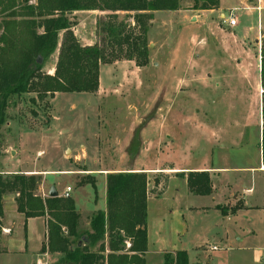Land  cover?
<instances>
[{
    "label": "rangeland",
    "instance_id": "rangeland-1",
    "mask_svg": "<svg viewBox=\"0 0 264 264\" xmlns=\"http://www.w3.org/2000/svg\"><path fill=\"white\" fill-rule=\"evenodd\" d=\"M225 1L226 17L231 9L240 8L234 11L237 28L233 30L218 14L207 16L193 10L194 0H183L176 12H156L147 35L148 65L139 68L127 60L102 64L95 94L11 97L6 123L13 124L0 129V147L8 151L6 164L2 166L0 161V176L41 174L40 185L44 184L46 196L52 184L62 189L71 187L70 198L87 206L81 211V230L86 231L93 214L91 204L103 208V177L129 170L145 172L148 198L152 200L148 207L147 264H162L163 253L175 255L178 250L188 252L189 264H197L195 248L199 245L205 250L215 245L220 252L225 251L212 235L222 230L221 217L206 218L203 225L211 229L206 237L205 231L198 234L193 230L194 217L183 209L174 214L176 200L172 195L164 198L173 182L184 192L182 179L188 178L190 163L204 159L231 167H255L259 163L264 124V11L259 27L257 11L243 10L242 0ZM106 16L108 13L101 12L69 15L81 45L98 42L96 23ZM132 17L119 13L117 25L124 24L129 31L128 26L134 27ZM58 56L59 47L45 62V74H54ZM197 139L203 143L199 147L203 150L196 148ZM208 141L211 143L206 144ZM237 196L238 200L241 196ZM188 199L195 204L200 198ZM231 199L219 208L235 212L240 203L231 204ZM206 203L209 200L202 205ZM13 207L8 203L5 208L8 219L17 224L14 252L0 255V264L47 260L37 252L44 236L43 222L31 220L27 230ZM256 215V242H262L259 255L264 256V212ZM184 220L188 228L183 226ZM26 245L29 251L20 253ZM219 255L213 253V258Z\"/></svg>",
    "mask_w": 264,
    "mask_h": 264
},
{
    "label": "trees",
    "instance_id": "trees-1",
    "mask_svg": "<svg viewBox=\"0 0 264 264\" xmlns=\"http://www.w3.org/2000/svg\"><path fill=\"white\" fill-rule=\"evenodd\" d=\"M182 1L0 0V129L6 124L11 97L30 93L38 98L62 93L95 94L99 90L102 64L127 60L134 61L139 68L146 67L149 63L147 35L154 13L179 11ZM218 7L219 0H194L193 10ZM79 12L108 13L97 20L99 40L93 46L81 45L72 30L69 15ZM119 13L133 14L134 27L128 26L129 31L124 24L117 25ZM58 47L54 75L45 74L44 64ZM261 84L264 89V61ZM262 104L264 122V93ZM261 151L264 166V124ZM40 183L41 178L35 175L0 176V236L4 197L15 195L17 212L26 221L47 218V242L41 251L60 255L56 264H147L148 179L145 173L107 176L106 210L92 214L89 231L81 230L82 216L73 199L43 198L38 194ZM187 184L194 195L212 194L207 173H189ZM163 264H189L188 253H167Z\"/></svg>",
    "mask_w": 264,
    "mask_h": 264
},
{
    "label": "crops",
    "instance_id": "crops-1",
    "mask_svg": "<svg viewBox=\"0 0 264 264\" xmlns=\"http://www.w3.org/2000/svg\"><path fill=\"white\" fill-rule=\"evenodd\" d=\"M243 2V10L246 11H257L259 13L258 21L259 27L261 25V13L264 11V0H242ZM225 0H219V7L215 10H207L203 11L205 15H215L218 14L219 18L224 19L228 18L225 14ZM240 8L235 7L231 9V11H239ZM234 12V13H235ZM155 14V13H154ZM193 17L191 18V21ZM227 27L231 28L232 30L236 27H230L225 24ZM262 28H260L261 30ZM259 30V32H260ZM258 39L255 37L254 41L256 42ZM54 75V74H51ZM9 105V103H8ZM13 123L8 122L6 125L11 126ZM211 132V130H208ZM145 130L143 131V134ZM204 139V138H203ZM202 139V140H203ZM206 139V138H205ZM204 139V140H205ZM198 140V139H197ZM200 140V139H199ZM199 140L194 144H196V148L198 149L203 143L199 142ZM194 141V140H193ZM206 141V140H205ZM210 141V139H209ZM208 143L206 144H210ZM213 141V140H211ZM5 141L4 144H6ZM9 143V141H8ZM7 143V144H8ZM193 144V145H194ZM60 145V144H59ZM61 146V145H60ZM5 147V146H4ZM194 148V146H193ZM258 148V147H257ZM2 149L0 161L2 162V166L6 163L7 156L6 154L8 151L6 149ZM203 150V148H199ZM221 149V148H219ZM259 149V148H258ZM11 156L14 155V151L11 150L9 152ZM260 159L258 165L255 167H240V166H218L215 162L211 161L208 162L206 159L200 160L198 163L191 164L187 167L186 173L187 176L189 173H207L210 177L212 182V194L209 196H197L190 192L187 184V178L182 179L184 181V192H182L178 187L174 185L175 182L172 183V187L168 188L165 192L164 198L169 197L172 195L176 205L174 206L175 210L174 214L179 211V209H183V212L189 214V216L194 217L192 222L194 223L193 230L198 234H201L205 231L204 236H208V231L211 230L210 227L204 226V221L206 218L209 220V216L216 215L221 217V223H223V227L221 231L215 232L213 235L214 238L221 244L219 245L220 249H225V251H221L217 248V251H212V248L206 249L203 245H199L195 248V252L197 254L198 263L197 264H264V256L259 255V246H262V242H256V232L257 226L255 224L256 220V213L260 214V212H264V166L262 162V152H260ZM125 160L122 159V162ZM19 163V164H18ZM17 163V166L20 165V162ZM128 172L133 173H140L139 171L129 170ZM119 173H127V172H119ZM145 173V172H144ZM35 176H41V174H34ZM103 177V176H102ZM105 184H106V177H103ZM44 184H41L38 188V194L41 195L43 198L49 197V193L51 188L54 186L56 191L58 192V197H63L66 189H62L58 184H52L48 186V195L46 196ZM71 188V187H70ZM82 191V189L80 190ZM241 194L239 195V192ZM173 192V193H172ZM73 193V192H72ZM239 197V199H236ZM106 196H107V188L105 197L103 198V208L97 207V204L94 202L91 204V211L95 213L97 211H105L106 210ZM232 197L231 204L240 203V206L236 209L235 212L233 211H222L219 207L223 204L229 202V197ZM17 196L15 195H7L4 197V216L2 218V235L0 236V255L10 254L14 252V241L17 238V224L16 220H9L6 215V205L8 203L12 204L15 209L16 215L18 218L23 219L24 226L28 230L29 221L34 219L25 220V218L17 212L16 200ZM188 198H200L198 199L199 202L193 204ZM187 200V203L185 202ZM209 200L208 205H202L204 201ZM76 203L77 210L80 214L81 211L86 210V205L80 203L76 198H74ZM152 200L148 198V207L149 203ZM156 201V200H155ZM98 202V200H97ZM105 205V206H104ZM89 206V205H88ZM90 207V206H89ZM98 209V210H97ZM173 209V207H172ZM174 210V209H173ZM183 219H185L184 213L182 214ZM41 220L43 222L44 227V236L41 242L40 248H38L37 252L45 256L47 260H39L37 264H56L59 259L60 255H53L48 252H42L41 249L44 244L47 242V218H35ZM200 221L197 227L195 224ZM188 222L184 220L183 226L185 225L186 228L189 227L187 225ZM87 231L90 230L89 220L86 226ZM262 228H264V223ZM259 229V228H258ZM10 232V233H9ZM150 233L148 228V252L146 254V261L149 257V243H150ZM27 237V233H26ZM201 239V236H200ZM214 247H216L214 245ZM29 250L27 249V245L23 251L20 253H27ZM178 251H186V250H178ZM178 251H175L176 254ZM187 252V251H186ZM219 253L220 255L217 256L218 258H213V253ZM170 253V252H167ZM167 253H163V256ZM188 253V252H187ZM172 254V253H170ZM189 256V255H188ZM220 258V259H219ZM164 260V259H163ZM162 260V264H163Z\"/></svg>",
    "mask_w": 264,
    "mask_h": 264
},
{
    "label": "built area",
    "instance_id": "built-area-1",
    "mask_svg": "<svg viewBox=\"0 0 264 264\" xmlns=\"http://www.w3.org/2000/svg\"><path fill=\"white\" fill-rule=\"evenodd\" d=\"M223 23L227 24L230 27H236L237 26V21L235 18V13L233 11L230 12L229 17L223 20ZM73 190L72 188L68 187L63 195L64 198H70ZM129 247V244H128ZM212 251H217V247H213Z\"/></svg>",
    "mask_w": 264,
    "mask_h": 264
},
{
    "label": "water",
    "instance_id": "water-1",
    "mask_svg": "<svg viewBox=\"0 0 264 264\" xmlns=\"http://www.w3.org/2000/svg\"><path fill=\"white\" fill-rule=\"evenodd\" d=\"M193 21H195V18H193ZM57 197H58V192L56 191V188L53 186L49 193V198H57Z\"/></svg>",
    "mask_w": 264,
    "mask_h": 264
}]
</instances>
